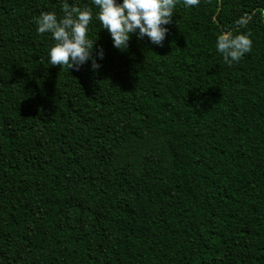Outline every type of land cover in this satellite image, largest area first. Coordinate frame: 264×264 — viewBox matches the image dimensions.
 Returning <instances> with one entry per match:
<instances>
[{
	"label": "trees",
	"instance_id": "1",
	"mask_svg": "<svg viewBox=\"0 0 264 264\" xmlns=\"http://www.w3.org/2000/svg\"><path fill=\"white\" fill-rule=\"evenodd\" d=\"M63 2L0 0V264H264V0H180L126 50L67 0L93 9L79 71L37 32ZM226 30L253 42L231 65Z\"/></svg>",
	"mask_w": 264,
	"mask_h": 264
},
{
	"label": "clouds",
	"instance_id": "2",
	"mask_svg": "<svg viewBox=\"0 0 264 264\" xmlns=\"http://www.w3.org/2000/svg\"><path fill=\"white\" fill-rule=\"evenodd\" d=\"M180 0H92L98 9L95 16L113 40V46L120 50L129 47L132 34L137 33L138 39L145 36L153 44L163 45L169 29L165 25L172 23L177 3ZM200 0H183L186 6H198ZM62 16L55 11H45L36 18L37 32L41 35L50 33L54 41L49 51L48 63L51 66L80 70V67L92 61L93 70L101 65L93 56L95 41L88 38L89 26L93 20L92 7L81 8L69 4L67 0L61 5ZM250 17L245 15L236 23L246 26ZM250 33H234L223 31L217 38L216 48L223 55L224 62L231 65L239 62L252 48ZM103 59L104 52H98Z\"/></svg>",
	"mask_w": 264,
	"mask_h": 264
}]
</instances>
